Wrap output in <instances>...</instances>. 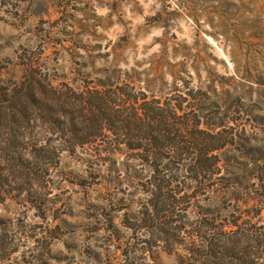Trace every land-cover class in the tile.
<instances>
[{
  "label": "rangeland",
  "instance_id": "1",
  "mask_svg": "<svg viewBox=\"0 0 264 264\" xmlns=\"http://www.w3.org/2000/svg\"><path fill=\"white\" fill-rule=\"evenodd\" d=\"M31 70L62 88L101 89L123 107L136 99L175 104L199 91L219 117L224 107L241 109L236 118L264 150V0H0V85L26 83ZM50 127H19L26 157L28 147H42L53 155L49 166L5 171L0 163V264H178L180 248L143 254L145 236L127 227V205L138 209L149 197L134 191L150 172L126 150L70 152ZM251 152L261 160L245 175H262L263 187L249 178L237 201L220 203L187 182L181 193L190 202L176 207L195 224L220 206L209 215L217 217L209 237L238 240L235 255L247 261L223 264H264V151ZM96 205L115 215L120 238Z\"/></svg>",
  "mask_w": 264,
  "mask_h": 264
},
{
  "label": "trees",
  "instance_id": "2",
  "mask_svg": "<svg viewBox=\"0 0 264 264\" xmlns=\"http://www.w3.org/2000/svg\"><path fill=\"white\" fill-rule=\"evenodd\" d=\"M30 73L26 83L0 85V137L8 135L5 145L0 147L3 170L28 171L34 165H50L53 155L49 150L40 147L29 151L28 147L29 156L23 153L19 127L32 120H40L60 132L70 152L81 149L88 156H102L126 150L133 162H139L150 172L148 181L141 183L144 187L134 191V194L148 193V199L138 201V209H131L132 203L127 205L131 213L127 227L145 236L140 239L143 254L152 255L156 247L169 253L180 248L178 264H223L227 258L232 263L247 262L235 255L240 249L238 240L209 237V231L217 227V217L210 219L209 215H214L220 206L205 208L195 224L179 219L176 214L177 205L187 199L181 193L187 182H196L204 194L215 193L220 203L237 201L238 190L249 178L263 187L262 175H245L249 173V165L254 170L261 160L251 151L264 150L236 118L241 109L224 107L219 117L211 107L197 100L199 91H187L175 104L136 99L130 107H123L101 89L85 92L62 88L38 77L33 70ZM189 98L190 105H184ZM123 202L120 199L115 204L124 205ZM95 207L101 209L110 234L120 238L122 231L114 223L115 215L107 212L106 207ZM230 224L238 225V220ZM2 246L5 241L0 243ZM37 260L40 262V257Z\"/></svg>",
  "mask_w": 264,
  "mask_h": 264
}]
</instances>
